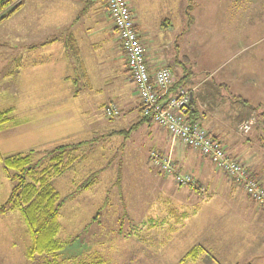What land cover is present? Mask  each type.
Returning a JSON list of instances; mask_svg holds the SVG:
<instances>
[{
    "label": "rangeland",
    "instance_id": "1",
    "mask_svg": "<svg viewBox=\"0 0 264 264\" xmlns=\"http://www.w3.org/2000/svg\"><path fill=\"white\" fill-rule=\"evenodd\" d=\"M185 1L187 9L177 11L163 10L168 4L153 0L130 2L138 27L147 32L144 38L154 37L149 51L169 63L176 81L194 90L196 105L197 91L201 106L228 123L242 117L239 104L255 109L258 124L247 133L236 132L246 135L256 127L264 145V0ZM22 2L0 22V111L9 109L0 129V158L31 149L35 162L58 144L91 142L74 152L82 159L51 177L64 198L56 235L64 248L27 259L26 226L18 210L10 209L0 214V264H264V226L245 214L243 202L263 206L228 175L215 172L205 157L217 176H203L200 182L193 175L195 184L180 185L151 165L153 151L170 154L153 146L143 127L135 125L137 111L130 113L111 91L114 68L122 63L116 42L112 61L102 46L95 58L101 66L90 60L86 77L78 69L63 81L60 75L68 68L55 66V59H46L44 69L28 63L25 6L30 0ZM104 37L108 46L110 38ZM72 88L79 92L76 97L69 94ZM110 101L118 104L114 116L104 114ZM48 164L44 158L36 168ZM94 171L97 181L77 190ZM10 188L0 159V205ZM194 245L201 247L198 255L182 259Z\"/></svg>",
    "mask_w": 264,
    "mask_h": 264
},
{
    "label": "crops",
    "instance_id": "2",
    "mask_svg": "<svg viewBox=\"0 0 264 264\" xmlns=\"http://www.w3.org/2000/svg\"><path fill=\"white\" fill-rule=\"evenodd\" d=\"M84 1L85 0H30V2L26 4L25 11L27 24L25 26V55L28 63L33 68L44 69L47 65L44 64V61L48 58H53L56 60L54 61L55 66L56 64H60L68 68L65 73L60 75V79L63 81H70L71 75L78 69L80 74L83 77H86L88 74L86 72L88 61L91 60L96 66H101V60L95 58L97 50L102 46L104 49H108L110 54L109 61H112L114 40L117 44L120 55L119 58L122 59V63L121 67L120 64H117L114 68L116 73L114 76V86L111 91L115 92V97L119 98L121 106H124L130 111V113L137 111L135 122L136 127H143L145 136L150 138L153 146L170 154L173 160L177 163L176 166L178 165L179 168L186 167L193 172L192 175H195L200 182L203 176L214 175L216 177V168H214L215 172L208 169L209 166L204 161L205 157L203 155L190 147L183 146L178 141L172 140L167 130L162 129L151 122L148 118H144L141 115L138 95L135 86L130 79L125 58L114 31L112 21L107 13L104 4L105 0L103 4H100L99 0H91L86 6H84ZM127 1H129L128 3L131 2L135 4V0ZM153 1L158 5L168 4L167 6L169 7L164 8L163 10L174 9L177 11L187 7L185 0ZM180 1L183 2L184 6ZM131 3L129 5H131ZM83 7V12L76 19L78 12ZM130 7L131 9L133 8L132 5ZM135 7L136 5L134 8ZM160 7L163 8V6ZM132 12L136 28L145 46V60L148 68L153 70L158 65L166 64L171 69L168 62L164 63L162 61L163 59L157 58V52L149 51L148 45H152L154 37L150 36L149 38H144V35L147 34V32L141 31L138 27L139 22H136L137 16L133 9ZM105 15L108 17V22L105 21ZM104 33L110 38L108 46L105 43L107 38L104 39ZM90 34L96 35L97 38L91 40ZM43 42L45 43L40 45ZM175 64H177V59ZM120 72L122 74L125 73L126 76L120 74ZM173 76L174 83H178L176 86H182L179 81H176L174 74ZM109 82L113 83V77L110 78ZM128 82L130 84H128ZM192 87H196V85ZM78 93V90L74 93L72 88L69 94L76 97ZM193 93L194 90H192V98L194 97ZM195 95L198 98V105L195 104L197 110L196 116L201 125L204 128L206 127L205 129L220 141L221 145L230 156L245 163V165L253 172V175L264 185V161L260 157L261 155H264V145L260 141L261 139L258 135V129L254 127V131L246 135L238 134L236 132L238 122L250 118L251 116L253 117L256 110L245 108L247 106L239 104L238 108H241L240 114L242 117L236 119L233 123H228L226 118L219 115L218 112L212 110L210 107H207L205 110L203 106H201L202 103L198 97L197 91ZM111 103H115V101H110V104ZM200 111H202V115L199 114ZM200 156L203 158L201 159ZM216 182L220 184L223 183L221 177H218ZM241 190L245 196L248 197L242 188ZM252 203L248 201L243 202V208L246 212L245 214H249L256 223L258 219V224H263L264 226V207L255 206Z\"/></svg>",
    "mask_w": 264,
    "mask_h": 264
},
{
    "label": "built area",
    "instance_id": "3",
    "mask_svg": "<svg viewBox=\"0 0 264 264\" xmlns=\"http://www.w3.org/2000/svg\"><path fill=\"white\" fill-rule=\"evenodd\" d=\"M105 7L123 52L130 79L135 86L141 115L167 130L172 140L207 157L215 168L238 184L250 199L264 207V185L253 176L245 163L230 156L220 141L212 136L197 118H190L188 106L192 90L176 86L170 91L174 76L169 66L158 65L153 70L148 68L145 46L128 1L105 0ZM118 113L116 104L104 107V114L107 116ZM254 124L258 122L250 117L240 121L236 130L239 133H247ZM150 163L160 172L172 175L177 184L196 183L193 175L177 169L171 156L167 154L153 151L150 154Z\"/></svg>",
    "mask_w": 264,
    "mask_h": 264
},
{
    "label": "trees",
    "instance_id": "4",
    "mask_svg": "<svg viewBox=\"0 0 264 264\" xmlns=\"http://www.w3.org/2000/svg\"><path fill=\"white\" fill-rule=\"evenodd\" d=\"M91 0H85L84 6ZM22 0H0V22L16 12L22 5ZM84 7L78 12L76 19L83 12ZM43 42L40 45H43ZM176 84L170 88L174 90ZM9 109L0 111V129L8 120ZM188 112L190 118H197L194 97L189 102ZM134 127V125L132 126ZM122 130L120 132H128ZM215 137V136H214ZM91 140H81L73 143L58 144L47 150L44 155L35 162L32 160L33 150L25 153H16L1 157L3 170L11 182L10 191L5 201L0 205V214L10 209H16L26 226L30 244L26 248L27 259H32L35 255L52 254L64 248L65 244L56 237L59 229V211L63 204L62 198L56 188L52 185L51 177L62 174L69 169L78 158L75 151L90 143ZM44 158H48L49 164L40 169L36 165ZM97 172H92L78 189H88L97 181ZM97 215V214H95ZM201 247L194 245L183 256L184 258H195ZM43 264H51L46 261Z\"/></svg>",
    "mask_w": 264,
    "mask_h": 264
},
{
    "label": "water",
    "instance_id": "5",
    "mask_svg": "<svg viewBox=\"0 0 264 264\" xmlns=\"http://www.w3.org/2000/svg\"><path fill=\"white\" fill-rule=\"evenodd\" d=\"M189 96H190V101H192V92H190Z\"/></svg>",
    "mask_w": 264,
    "mask_h": 264
}]
</instances>
